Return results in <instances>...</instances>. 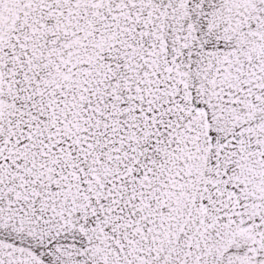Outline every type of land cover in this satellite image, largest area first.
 <instances>
[{
    "label": "snow or ice",
    "instance_id": "obj_1",
    "mask_svg": "<svg viewBox=\"0 0 264 264\" xmlns=\"http://www.w3.org/2000/svg\"><path fill=\"white\" fill-rule=\"evenodd\" d=\"M0 264H264V0H0Z\"/></svg>",
    "mask_w": 264,
    "mask_h": 264
}]
</instances>
